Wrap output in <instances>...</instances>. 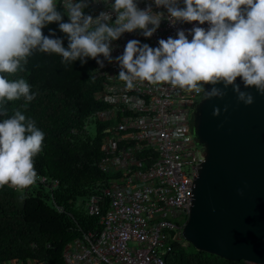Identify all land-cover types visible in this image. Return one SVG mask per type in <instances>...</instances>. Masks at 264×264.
Returning a JSON list of instances; mask_svg holds the SVG:
<instances>
[{
  "label": "clouds",
  "instance_id": "clouds-1",
  "mask_svg": "<svg viewBox=\"0 0 264 264\" xmlns=\"http://www.w3.org/2000/svg\"><path fill=\"white\" fill-rule=\"evenodd\" d=\"M90 0H62V14L57 0H0V116L7 117V102L35 99L31 85L24 78L8 79L23 70L34 51L54 53L63 63L87 59L103 67L104 57L112 61V42L125 33L139 30L145 38L157 31L164 13L153 12L151 5L138 7L137 0H103L110 11L97 16L86 14ZM92 3L101 0H91ZM157 8L166 9L172 22L194 26L187 34L179 30L176 37L158 41V47L130 40L123 54L116 57L118 78L127 88L136 81L153 85L169 84L173 88L203 92L206 99L223 98L224 91L215 87H232L237 99L253 103L255 88L264 95V0H152ZM182 3V7L179 6ZM115 14L114 23L112 15ZM67 15L68 22H63ZM57 23L67 37L63 41L43 34V29ZM191 36V39H189ZM205 86H212L208 90ZM213 115H219V109ZM45 134L20 110L0 122V186L24 189L32 185L37 173L34 158L42 151Z\"/></svg>",
  "mask_w": 264,
  "mask_h": 264
},
{
  "label": "built area",
  "instance_id": "built-area-1",
  "mask_svg": "<svg viewBox=\"0 0 264 264\" xmlns=\"http://www.w3.org/2000/svg\"><path fill=\"white\" fill-rule=\"evenodd\" d=\"M137 2L140 9L151 5L154 13L162 12L165 18L150 38L137 30L113 41L112 61L98 57L103 67L93 60L94 75L100 80L95 101L98 108L87 117L83 130L99 136L97 168L108 178L97 183L95 192L81 204L75 201L84 214L96 218L97 226L87 230L78 227L79 236L63 250L65 264H164L175 245L192 247L184 239L183 229L193 181L204 160L203 148L193 136L194 113L204 93L140 81L129 89L117 77L120 68L116 57L123 54L130 40L155 48L160 39L175 38L179 30L187 34L194 26L208 25L172 23L166 9L157 8L152 0ZM57 3L64 12L62 0ZM101 11H110L103 0H90L85 9L94 17ZM114 20L115 14L111 22ZM36 179L49 189L58 183L45 176ZM53 205L59 213L64 212ZM0 264L48 263L15 259Z\"/></svg>",
  "mask_w": 264,
  "mask_h": 264
},
{
  "label": "trees",
  "instance_id": "trees-1",
  "mask_svg": "<svg viewBox=\"0 0 264 264\" xmlns=\"http://www.w3.org/2000/svg\"><path fill=\"white\" fill-rule=\"evenodd\" d=\"M59 12L64 13L57 8ZM63 22L68 19L63 15ZM68 39L57 23L47 25L43 34ZM8 79L24 78L35 99L7 102V117L20 110L44 132L42 151L34 158L37 177L57 180L56 187L35 182L24 188L0 186V262L29 259L48 264H65L62 253L79 236L78 227L97 226L96 218L84 214L75 201L88 198L108 177L97 168L100 158L99 136L83 130L84 123L97 108L100 80L94 75V61L63 63L54 53L34 51L23 70ZM107 177V178H106ZM56 206L63 208L59 213ZM32 245V246H31ZM164 264H243L230 262L192 247L175 245Z\"/></svg>",
  "mask_w": 264,
  "mask_h": 264
},
{
  "label": "water",
  "instance_id": "water-1",
  "mask_svg": "<svg viewBox=\"0 0 264 264\" xmlns=\"http://www.w3.org/2000/svg\"><path fill=\"white\" fill-rule=\"evenodd\" d=\"M236 83L252 95L251 105L238 101L231 86L218 84L223 98L203 94L196 107L193 136L204 160L183 237L196 251L264 264V95ZM216 109L219 115H213Z\"/></svg>",
  "mask_w": 264,
  "mask_h": 264
},
{
  "label": "rangeland",
  "instance_id": "rangeland-1",
  "mask_svg": "<svg viewBox=\"0 0 264 264\" xmlns=\"http://www.w3.org/2000/svg\"><path fill=\"white\" fill-rule=\"evenodd\" d=\"M90 130H91V128H90ZM82 202H83V200H77L78 204H81Z\"/></svg>",
  "mask_w": 264,
  "mask_h": 264
}]
</instances>
